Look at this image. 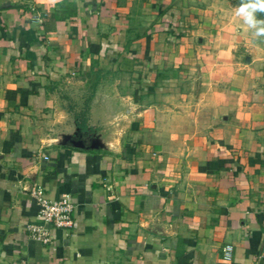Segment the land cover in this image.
<instances>
[{"label": "crops", "instance_id": "0c3cea01", "mask_svg": "<svg viewBox=\"0 0 264 264\" xmlns=\"http://www.w3.org/2000/svg\"><path fill=\"white\" fill-rule=\"evenodd\" d=\"M239 2L0 0V264H264V38ZM38 185L73 203L50 245Z\"/></svg>", "mask_w": 264, "mask_h": 264}, {"label": "built area", "instance_id": "2783aa9c", "mask_svg": "<svg viewBox=\"0 0 264 264\" xmlns=\"http://www.w3.org/2000/svg\"><path fill=\"white\" fill-rule=\"evenodd\" d=\"M34 18L40 21V15L34 14ZM31 195L38 206L36 221L27 225L29 236L42 244L50 245L54 242L53 230L62 229L69 232L75 226L73 217V203L67 196L49 198L41 186L31 190ZM233 244L226 242L222 247L223 260L233 258Z\"/></svg>", "mask_w": 264, "mask_h": 264}, {"label": "clouds", "instance_id": "9594fccd", "mask_svg": "<svg viewBox=\"0 0 264 264\" xmlns=\"http://www.w3.org/2000/svg\"><path fill=\"white\" fill-rule=\"evenodd\" d=\"M235 15L242 19L254 38H264V0H240Z\"/></svg>", "mask_w": 264, "mask_h": 264}, {"label": "trees", "instance_id": "16d2710c", "mask_svg": "<svg viewBox=\"0 0 264 264\" xmlns=\"http://www.w3.org/2000/svg\"><path fill=\"white\" fill-rule=\"evenodd\" d=\"M84 121V120H83ZM77 123H78V125H80V122H79V120L77 119Z\"/></svg>", "mask_w": 264, "mask_h": 264}]
</instances>
